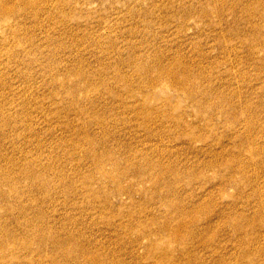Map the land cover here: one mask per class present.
<instances>
[{
  "label": "rangeland",
  "instance_id": "obj_1",
  "mask_svg": "<svg viewBox=\"0 0 264 264\" xmlns=\"http://www.w3.org/2000/svg\"><path fill=\"white\" fill-rule=\"evenodd\" d=\"M7 1L14 11L0 12V176L10 172L19 181H3L10 197L0 199V216L9 226L33 221L74 233L66 240L79 241L103 264H248L236 261L240 254L264 253V163H248L261 151L264 160V19L248 16L253 5L264 13V0ZM175 57L198 76L200 92H230L223 104L238 109L240 120L211 119L167 78L156 80L155 68ZM142 64L155 67L148 78ZM246 99L257 119L248 132ZM135 103L158 107L155 124L138 122L128 108ZM173 107L180 126L169 121ZM152 126L159 137L150 136ZM144 148L154 160L178 163L183 208L205 200L191 211L201 214L214 201L218 234L201 224L198 236L190 227L181 232L191 239L186 244L172 239L162 223L189 219L171 208L177 199L164 184L155 188L153 178L130 187L102 156L121 160ZM219 151L238 156L237 171L248 170L249 178L230 180L236 169L203 167ZM31 165L58 171L47 199L24 194L34 192L21 174ZM62 176L74 186L56 185ZM14 247L23 264H53L37 244ZM163 249L167 260L159 258ZM75 256L71 264H88L87 254Z\"/></svg>",
  "mask_w": 264,
  "mask_h": 264
},
{
  "label": "bare ground",
  "instance_id": "obj_2",
  "mask_svg": "<svg viewBox=\"0 0 264 264\" xmlns=\"http://www.w3.org/2000/svg\"><path fill=\"white\" fill-rule=\"evenodd\" d=\"M259 3H262L260 1ZM23 4V3H21ZM38 6L35 5L34 8H32L35 12H38ZM14 11L13 6L7 1V0H0V12H4L6 14H10ZM249 17H260L261 19H264V13L258 12L254 5L251 8V11H248ZM178 57H175L174 61H169L166 64H161L157 68L153 67L152 69H157L158 72L156 73L155 79L161 80L167 78L172 86L177 87L181 89V91L189 97V99H192L194 101V104L197 105L198 109H201L202 111H206L208 113V116L213 119L214 117H220L222 119H230L233 121L240 120L239 118V110L236 109L234 106L233 108H229L225 106L224 101H228L230 103L228 94H224L222 91L219 93H212L210 91L200 92L197 90L198 87H201V84L199 81H197L196 78L198 77L193 74V72L190 70L189 66L185 63H181L180 61H177ZM151 69V70H152ZM141 70H143V75L148 78L151 74L150 67L147 64L141 65ZM130 95H133L134 97L136 94H134L130 89L128 91ZM239 98L242 97V94L240 93ZM218 98V99H216ZM247 108L245 110H241L242 112L248 113V117L245 119L247 124L245 125V129L248 132L249 128L253 126V123L257 120L252 116L251 113V107L253 106V103L250 102V99H246ZM131 107L132 111H134L136 118L139 123L150 126V123L155 124L157 118L153 116L155 112H157L158 107L155 106H146L143 103H135V104H129L128 108ZM177 111V107H173L171 109L170 114H168V117L170 118L169 121L174 126H180V121L183 119L181 118V115L174 113ZM160 116V115H159ZM158 116V118H159ZM150 136L152 137H159L160 133L154 129L152 126L150 128ZM254 137H252L253 139ZM255 139H253L252 142H254ZM255 149V147H254ZM140 151H143L139 154ZM112 153V152H111ZM217 157L212 160H207V162H204L203 167L212 166L216 169L219 167H227L236 169V172H233L228 177L230 180L235 179L236 176H239V174H242L246 179L249 178L248 170H242L241 172L237 171V157L238 156H225L222 152H216ZM260 157L254 156L251 160H248V163H253V165L260 166L264 163V160L261 158L262 151L259 152ZM102 156H104V159L109 158L111 162L116 165V173L119 177V179L125 177V179L128 181L129 186L131 187L132 181H136L139 177H144L146 179L152 180L154 179V183L156 185L155 188H158L161 184H164L166 187L167 192H169L174 198H176V201L172 202V209L178 212L185 213L187 216H189V219L183 220L179 219L175 224L172 223L173 220H169L166 223H162V228L164 231L172 237V239L176 238V240H179L180 242H184L186 244L189 237H181V232L185 229L190 227L192 229V233L195 236H198L199 233L197 229L201 224H205V227L207 229V234L211 233L213 236L215 234H218L219 229L218 228H212V221L214 220V217L217 213L216 205L214 201L209 204L208 206L204 207V211L201 212V214H195L191 211H201L203 206L205 205V200L199 201L197 203H191L187 207H191L196 205L190 209H185L182 207L181 203H186V198L182 196V193L179 189V185L181 184V176L180 171L181 168L178 167V163L173 164H165L161 158L158 156V160H154L149 156V153L144 148L142 150L135 151L132 155L119 160L115 159L116 155L112 153L111 155L107 153H103ZM126 165V167H123V165ZM51 168L50 166H47ZM55 171L58 173L57 170L51 169V170H44L42 168H37L35 166H28L27 168H22L21 174L24 173L25 179L29 180L31 182V190L32 192L24 193L25 195L36 196L39 192L45 193L46 199L50 195V190L52 187V183L54 181V177L52 173H55ZM214 172H218V170H214ZM175 174V179L172 180L171 178L168 180V175ZM247 174V175H246ZM127 176V177H126ZM0 199H8L10 197V193L4 188V179L9 178L12 181H14L15 184H17L19 181L15 177L13 173H8L6 176H0ZM196 177L195 174H192L189 176L190 180H194ZM168 180V181H167ZM251 186V181H247ZM56 185H61L62 187L68 186V189L72 188L74 186V180H68V177L62 176L60 177V181L56 183ZM14 191H18L17 185L13 188ZM242 194H245L246 191H240ZM22 194V195H24ZM69 195V194H68ZM70 196V195H69ZM37 198V197H36ZM109 197H105V199L108 202ZM10 201L12 199H9ZM15 201L12 200L13 203ZM180 201V202H179ZM107 202L104 201V208L107 206ZM202 204V205H201ZM262 207H264V203L260 204ZM106 212V211H105ZM104 212V213H105ZM110 217V215H108ZM220 218L224 217V219L228 220V216H226L224 213H221ZM190 223L192 225L190 226ZM27 225V227H26ZM235 228H239L238 225H240V222L233 223ZM196 226V227H195ZM67 227H62L60 231H65ZM53 229H49L46 227H43V223L40 224H34L32 223H23L22 225L18 226L16 229L14 226H9L5 222V217L0 216V264H23L22 263V253L18 251L14 246L20 247V246H31L33 244H37V251L39 252L40 256L47 255L52 261L53 264H61L63 262L65 263H74L77 261V257L75 256L76 252H83L84 254H87V257L89 258L88 264H103L102 259L99 254H94L89 252L84 248V245H82L79 241H72V240H66L68 237L73 236V234H58ZM8 237V238H7ZM193 237V238H194ZM7 238V241H6ZM192 238V239H193ZM158 241L154 242L155 245ZM14 245V246H12ZM209 243V242H207ZM206 243V244H207ZM257 243V242H256ZM151 248H155V246H152ZM264 253H258L255 256L252 253H244L240 254L237 258V262L242 259H248V264H258L256 263V259L259 260V258L263 257ZM160 259L167 260L170 258V254L164 252V249L160 251L159 255ZM34 262V261H33ZM230 261H227L225 263L221 264H230ZM112 264H120L118 261L114 260ZM259 264H264L259 263Z\"/></svg>",
  "mask_w": 264,
  "mask_h": 264
}]
</instances>
